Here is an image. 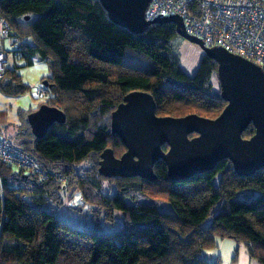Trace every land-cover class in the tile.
Listing matches in <instances>:
<instances>
[{"label": "trees", "instance_id": "obj_1", "mask_svg": "<svg viewBox=\"0 0 264 264\" xmlns=\"http://www.w3.org/2000/svg\"><path fill=\"white\" fill-rule=\"evenodd\" d=\"M0 14L15 36L14 58L49 63L43 82L51 96L44 104L66 116L42 136L30 123L15 141L7 136L50 175L0 162V264H219L205 253L226 237L244 242L250 258L264 264V167L240 176L222 159L179 181L163 160L154 164L155 181L100 173L107 148L117 157L126 150L111 131V114L128 93H151L161 116L215 118L227 104L221 90L199 87L184 70L183 38L172 23L134 33L115 24L99 0H0ZM164 28L175 32L172 40ZM210 62L217 76V63ZM0 89L17 96L30 86L10 67ZM254 132L251 123L242 135ZM76 194L111 222L122 214L123 225L99 232L66 222L59 208ZM161 194L173 212L150 200Z\"/></svg>", "mask_w": 264, "mask_h": 264}, {"label": "water", "instance_id": "obj_2", "mask_svg": "<svg viewBox=\"0 0 264 264\" xmlns=\"http://www.w3.org/2000/svg\"><path fill=\"white\" fill-rule=\"evenodd\" d=\"M99 1L115 24L134 33L150 25L172 23L178 35L198 44L217 63L221 96L227 102L215 118L197 113L161 116L156 114L151 93H128L111 114V131L126 150L117 157L107 148L101 155L100 173L109 178L139 176L155 181L154 164L163 160L168 176L179 181L211 170L222 159H229L240 176L264 167V70L223 47L206 46L186 31L179 15L149 20L147 10L152 0ZM65 118L61 108L43 104L29 115V123L42 136L54 122H64ZM251 123L255 132L244 138L242 134ZM192 133L196 135L190 137Z\"/></svg>", "mask_w": 264, "mask_h": 264}, {"label": "built area", "instance_id": "obj_3", "mask_svg": "<svg viewBox=\"0 0 264 264\" xmlns=\"http://www.w3.org/2000/svg\"><path fill=\"white\" fill-rule=\"evenodd\" d=\"M179 15L185 29L208 47L219 46L237 54L264 70V0H152L149 20ZM6 18L0 14V79L6 76L9 56L17 45ZM51 94L39 85L36 98L45 102ZM0 162L43 179L50 175L37 160L7 136L0 133ZM3 197L0 182V198Z\"/></svg>", "mask_w": 264, "mask_h": 264}, {"label": "rangeland", "instance_id": "obj_4", "mask_svg": "<svg viewBox=\"0 0 264 264\" xmlns=\"http://www.w3.org/2000/svg\"><path fill=\"white\" fill-rule=\"evenodd\" d=\"M155 31L153 29L151 33L154 34ZM163 33L171 40L175 37V32L170 29L165 30L164 28ZM178 55L182 67L199 87L207 89L211 86L214 90H220L218 78L213 74V65L210 58L198 44L183 38V42L178 47ZM8 63L10 67L17 69L23 81L30 86L28 91L17 96L6 94L0 89V133L15 141L17 135L29 124L30 114L28 111L41 105L40 100L36 98L37 88L43 84V80L47 76L51 75V71L49 63L43 61L39 56L33 58V64L27 65L24 58H14L12 53L9 56ZM114 185H112L113 189H115ZM240 198L244 199L247 196L241 194ZM150 200L160 202L162 204L161 210L164 212L174 211L164 194L152 196ZM76 206H82V210L74 209ZM58 213L63 220L72 225L99 232H112L123 225L122 214L117 213L116 220L111 222L106 219L104 214L90 211L89 205L81 199L79 194H76L70 202L60 207ZM218 244L217 248L205 253L210 261L215 260L219 264H260L250 258L248 248L242 241L226 237L219 239Z\"/></svg>", "mask_w": 264, "mask_h": 264}, {"label": "flooded vegetation", "instance_id": "obj_5", "mask_svg": "<svg viewBox=\"0 0 264 264\" xmlns=\"http://www.w3.org/2000/svg\"><path fill=\"white\" fill-rule=\"evenodd\" d=\"M167 149H168V148H167ZM167 149H166V150H167Z\"/></svg>", "mask_w": 264, "mask_h": 264}]
</instances>
